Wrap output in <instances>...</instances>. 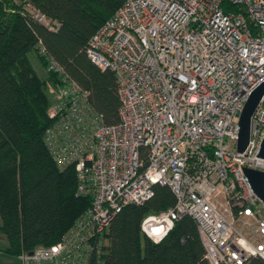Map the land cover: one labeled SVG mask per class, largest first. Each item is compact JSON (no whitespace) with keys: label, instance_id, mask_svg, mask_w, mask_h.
Returning a JSON list of instances; mask_svg holds the SVG:
<instances>
[{"label":"built area","instance_id":"built-area-1","mask_svg":"<svg viewBox=\"0 0 264 264\" xmlns=\"http://www.w3.org/2000/svg\"><path fill=\"white\" fill-rule=\"evenodd\" d=\"M222 1L125 0L94 32L86 52L114 72L116 123L67 76L50 88L45 144L58 166H74L76 193L91 203L54 244L21 253V264H99L114 216L151 198L154 184L175 202L144 215L145 236L158 241L187 215L210 264L264 259V201L242 170L264 172V93L237 151L240 113L264 81V0H230L245 13Z\"/></svg>","mask_w":264,"mask_h":264},{"label":"trees","instance_id":"trees-1","mask_svg":"<svg viewBox=\"0 0 264 264\" xmlns=\"http://www.w3.org/2000/svg\"><path fill=\"white\" fill-rule=\"evenodd\" d=\"M124 1L0 0V232L12 256L54 244L90 206L89 195L76 193L74 166H58L45 144L50 88L67 76L88 91L106 123L118 121L114 72L95 64L86 47ZM222 6L245 13L230 0ZM50 60L61 69L47 70ZM153 188L151 198L127 204L114 216L99 264H210L190 216L176 220L158 241L144 235V215L175 202L168 186ZM245 264L264 259L252 256Z\"/></svg>","mask_w":264,"mask_h":264},{"label":"water","instance_id":"water-1","mask_svg":"<svg viewBox=\"0 0 264 264\" xmlns=\"http://www.w3.org/2000/svg\"><path fill=\"white\" fill-rule=\"evenodd\" d=\"M264 93V81L257 85L249 94L238 121L237 151L242 152L249 139L251 117L254 114ZM257 157L264 158V136L257 151ZM252 191L264 201V172L242 167Z\"/></svg>","mask_w":264,"mask_h":264},{"label":"rangeland","instance_id":"rangeland-1","mask_svg":"<svg viewBox=\"0 0 264 264\" xmlns=\"http://www.w3.org/2000/svg\"><path fill=\"white\" fill-rule=\"evenodd\" d=\"M6 246L7 241L5 235L0 232V264H21V261L18 259V257L12 256L5 251Z\"/></svg>","mask_w":264,"mask_h":264}]
</instances>
